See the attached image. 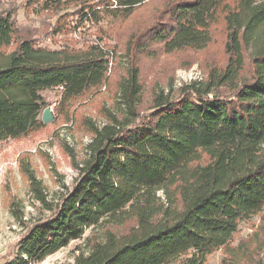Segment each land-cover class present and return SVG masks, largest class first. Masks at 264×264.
I'll return each mask as SVG.
<instances>
[{
    "label": "trees",
    "instance_id": "16d2710c",
    "mask_svg": "<svg viewBox=\"0 0 264 264\" xmlns=\"http://www.w3.org/2000/svg\"><path fill=\"white\" fill-rule=\"evenodd\" d=\"M147 1L31 0L56 16L53 36L96 28L93 40L59 48L21 36L13 13L0 12V144L45 127L42 91H58L53 111L67 122L77 102L107 85L110 68L118 74L102 121L82 119L84 156L68 148L70 187L50 194L29 165L22 169L37 213L11 200L23 233L0 264L40 262L86 229L74 264H207L218 250L221 264H264V0H164L127 37L120 72L102 22L125 20ZM211 48L220 59L206 77L175 96L153 92L143 108L141 55ZM256 215L259 226L234 244Z\"/></svg>",
    "mask_w": 264,
    "mask_h": 264
},
{
    "label": "rangeland",
    "instance_id": "374dc122",
    "mask_svg": "<svg viewBox=\"0 0 264 264\" xmlns=\"http://www.w3.org/2000/svg\"><path fill=\"white\" fill-rule=\"evenodd\" d=\"M164 0H149L125 20H108L102 22L103 28L111 34L110 39H105L108 46H116L112 57L111 67L119 66L123 71L127 63L125 48L127 37L140 28L148 25L153 15L161 11ZM31 0H0V12L13 13L18 33L31 35L33 40L41 46L59 48L71 39L83 41L92 39V32L96 30L94 25L80 26L67 35H55L52 33V25L56 16L42 11L39 5H34ZM72 17L69 18V22ZM81 45V42H77ZM154 47L150 49L153 50ZM218 49L202 50L201 52H181L166 55L161 51L155 57L140 56L141 79L143 86V108L152 98L153 92L163 90L175 96L179 88L194 80L206 77L210 65L219 60ZM209 65V66H208ZM116 70L109 71L107 85L88 94L72 108L74 119L65 122L56 117L54 106L59 98L55 89L42 91V95L49 102L53 120L44 123L45 127L38 133L22 139H9L0 144V261L3 257L11 258L16 251V243L23 233L21 227L15 222L9 212L11 200L19 201L26 216L36 214V203L28 192V181L22 169L29 165L37 177L41 179L47 192L53 194L63 185L70 187L76 176L72 168V159L68 148L75 151L77 160L84 156V146L89 141V136L82 129V119L90 117L95 121H102L98 111L101 106L111 107L113 93L118 74ZM261 215L254 216L250 222H242L239 225L238 238H245L261 223ZM89 233L86 229L80 239L72 240L69 244L55 253L47 256L40 262L33 264H74V256L77 248L83 245L85 236ZM223 253L215 251L207 256V264H221Z\"/></svg>",
    "mask_w": 264,
    "mask_h": 264
},
{
    "label": "water",
    "instance_id": "95a60500",
    "mask_svg": "<svg viewBox=\"0 0 264 264\" xmlns=\"http://www.w3.org/2000/svg\"><path fill=\"white\" fill-rule=\"evenodd\" d=\"M41 120L43 123H48L53 120L52 110L50 106H46L41 113Z\"/></svg>",
    "mask_w": 264,
    "mask_h": 264
}]
</instances>
